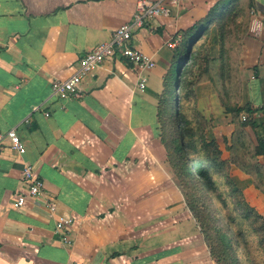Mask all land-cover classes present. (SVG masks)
<instances>
[{"label":"crops","instance_id":"1","mask_svg":"<svg viewBox=\"0 0 264 264\" xmlns=\"http://www.w3.org/2000/svg\"><path fill=\"white\" fill-rule=\"evenodd\" d=\"M137 1L0 0V264H217L176 182L168 157L177 129L160 110L164 78L194 36L189 75L205 144L223 164L215 181L231 182L264 218V155L255 153L264 141V0H185L135 29L130 44L155 62L142 92L137 72L112 58L82 78V97L50 94L53 79L71 77L79 58L133 19ZM10 129L24 154L11 151ZM24 164L54 215L42 197L12 207ZM59 216L74 219L69 244L55 230Z\"/></svg>","mask_w":264,"mask_h":264},{"label":"trees","instance_id":"2","mask_svg":"<svg viewBox=\"0 0 264 264\" xmlns=\"http://www.w3.org/2000/svg\"><path fill=\"white\" fill-rule=\"evenodd\" d=\"M219 10V7L213 8L209 17L214 19ZM227 17L228 15L222 16L218 23ZM196 38L194 36L187 40L181 58L173 64L168 75L164 78V93L160 101L161 117L164 124L166 116L169 119L168 123L177 129L175 136L170 141L172 151L168 158L174 169V174L177 177L176 182L184 196L186 206L197 222L203 240L217 264H241L236 256V245L241 249H247L248 264H264V257L261 258L264 254V238L258 237L262 230L249 229V235L255 238V241L249 243L244 240L242 232L233 233L232 230L233 235L230 236L231 230L225 229L232 223L228 202L235 206V211L239 208L241 211H245L244 215H239L243 220H249L252 214H255V219L262 220V218L246 204L240 193L229 189L227 183L231 184V182L221 181L217 184L213 179L216 174H221L220 169L223 164L219 160L220 154L212 150L213 145L205 144L203 129L201 130L205 121L196 111L193 94L196 81L193 76L189 75L190 68L194 64L192 60L188 63L190 54L187 50L194 44ZM176 88L179 89L177 97H175ZM176 102L179 103L178 112L174 111ZM180 125H183L181 129ZM185 137L188 139L187 150L185 149ZM255 153L264 155V141L259 142ZM191 168H195V170L193 171ZM261 228H264V224L261 225Z\"/></svg>","mask_w":264,"mask_h":264},{"label":"built area","instance_id":"3","mask_svg":"<svg viewBox=\"0 0 264 264\" xmlns=\"http://www.w3.org/2000/svg\"><path fill=\"white\" fill-rule=\"evenodd\" d=\"M185 0H138L136 2V10L133 19L117 27L111 34L108 41L98 43L89 49L81 58H79L75 71L71 77L65 80L53 79L50 82V94L59 100H65L70 97H82V91L79 86L82 78L98 68L105 60L112 58L124 59L133 70L139 75L137 89L143 91L146 86V76L143 75L145 70H149L155 66V62L151 57L142 53L133 47L130 42L135 29L140 28L150 19L158 16H168L170 9L177 6ZM181 36L177 35L166 43L169 47H175L180 41ZM37 110V107L33 108ZM46 116L48 113L45 114ZM243 120L246 118L243 116ZM10 142V149L17 155L25 153V147L19 139L15 129L7 132ZM20 181L23 185L21 191L14 193L11 205L15 209L24 207L29 199L42 197L45 200L46 208L51 215L55 213V202L48 199L44 193L43 182L39 178L37 171L30 164H24L21 169ZM74 223L72 217L59 216L55 221V230L62 232V240L70 243L68 237V229ZM159 224L165 221H159Z\"/></svg>","mask_w":264,"mask_h":264},{"label":"rangeland","instance_id":"4","mask_svg":"<svg viewBox=\"0 0 264 264\" xmlns=\"http://www.w3.org/2000/svg\"><path fill=\"white\" fill-rule=\"evenodd\" d=\"M191 169H193V171L195 170V168H191ZM214 180H215V178H214ZM228 209H230V211H231V213H229V216L232 220V223H230L231 226H229V227L227 226V227H225V229L231 230L230 236H232L234 232L240 231L244 234L243 235L244 240L248 241L249 243H252L253 241H255V238L253 236L249 235L248 230L249 229H254V230L260 229L262 231L260 232L258 237L264 238V228L263 229L261 228V225L264 224V218L261 214H259L256 211V214L260 215L262 220L261 219H255V214L254 215L252 214L251 218L249 220H243L239 217V215H244L245 211H243V210L241 211L240 208H239V210L235 211V206L233 204H231L230 202H228ZM217 215H219V212H217ZM232 230H233V233H232ZM243 249L244 248L241 249V247L236 245L235 246L236 256L239 259V261L241 262V264H248V262H247V258H248L247 257V249L245 248L244 249L245 251ZM249 249L251 251L250 246H249ZM245 252H246V254H245ZM262 257H264V254L261 256V258Z\"/></svg>","mask_w":264,"mask_h":264}]
</instances>
